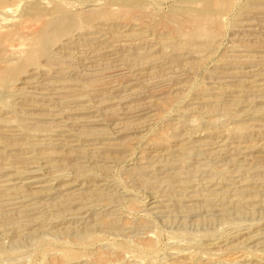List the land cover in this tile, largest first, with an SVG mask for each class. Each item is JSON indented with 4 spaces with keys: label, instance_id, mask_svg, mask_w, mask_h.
<instances>
[{
    "label": "rangeland",
    "instance_id": "374dc122",
    "mask_svg": "<svg viewBox=\"0 0 264 264\" xmlns=\"http://www.w3.org/2000/svg\"><path fill=\"white\" fill-rule=\"evenodd\" d=\"M0 264H264V0H0Z\"/></svg>",
    "mask_w": 264,
    "mask_h": 264
},
{
    "label": "bare ground",
    "instance_id": "6f19581e",
    "mask_svg": "<svg viewBox=\"0 0 264 264\" xmlns=\"http://www.w3.org/2000/svg\"><path fill=\"white\" fill-rule=\"evenodd\" d=\"M122 2V1H121ZM125 3H126V1H125ZM127 4V3H126ZM194 33V32H193ZM118 36V35H117ZM92 39V38H91ZM95 40V39H94ZM96 45H98V44H96ZM104 46V45H103ZM100 48V47H99ZM67 82V81H66Z\"/></svg>",
    "mask_w": 264,
    "mask_h": 264
}]
</instances>
